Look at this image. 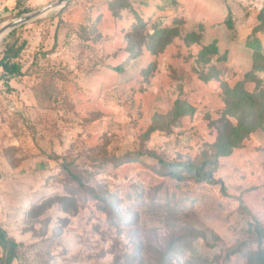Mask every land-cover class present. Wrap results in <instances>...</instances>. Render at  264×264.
I'll use <instances>...</instances> for the list:
<instances>
[{
  "label": "rangeland",
  "instance_id": "rangeland-1",
  "mask_svg": "<svg viewBox=\"0 0 264 264\" xmlns=\"http://www.w3.org/2000/svg\"><path fill=\"white\" fill-rule=\"evenodd\" d=\"M58 1L0 0V29ZM263 8L71 0L0 42V53L20 49L23 73L0 70V228L17 244L12 264L257 263L264 69L250 76L248 43L260 41L263 64ZM226 90L261 93L263 108H230ZM159 160L207 164L175 180Z\"/></svg>",
  "mask_w": 264,
  "mask_h": 264
},
{
  "label": "trees",
  "instance_id": "trees-1",
  "mask_svg": "<svg viewBox=\"0 0 264 264\" xmlns=\"http://www.w3.org/2000/svg\"><path fill=\"white\" fill-rule=\"evenodd\" d=\"M260 26L259 29L264 31V8L263 11L260 14ZM227 26L229 29L232 28V23L230 20L227 22ZM258 29L254 30V33H256ZM12 33V34H11ZM9 36L13 35L14 32H11ZM256 43L251 44V41L248 43L250 47H254L256 49V54L253 53L252 57V67L250 71V76L254 75L255 72L261 71L264 69V63L260 64L259 57L261 48L260 41L256 38H254L252 41ZM55 45V43H54ZM20 54V49L15 48L14 45L7 46L3 52L0 53V70L3 72V75L6 76L8 79L20 77L23 75L22 68L19 62H17V59ZM116 70L121 71V68L118 67ZM226 100L225 102L230 105V108L233 107L235 109L243 108L247 110V113L249 115H256V111L258 108H263V95L261 93H249L246 91H230L226 90ZM154 127H150L146 134H150L152 131H154ZM159 164L161 166V169L163 171V175L170 176L171 178L179 179L178 176V170H184L192 175H198L203 169L204 166L207 164H203L201 166H196L189 162H178V163H165L163 160H159ZM66 168V167H65ZM68 168V167H67ZM69 171V169H67ZM210 172L205 173V177L207 179L211 178ZM71 178L77 181L79 185H81V182L79 181L77 176L71 175ZM261 233V236L263 238L258 242L259 244L262 242L264 246V232ZM179 241V240H178ZM172 245L178 244V242H171ZM0 248L3 250V255L0 257V264H12V261L17 258V244L9 239L5 232L0 228ZM172 246H169L162 252L161 260L164 262L165 256H167L169 253H171ZM166 253V254H165ZM254 258V261H256V264H262L264 261V252L262 250H258L254 255L252 256V260Z\"/></svg>",
  "mask_w": 264,
  "mask_h": 264
},
{
  "label": "water",
  "instance_id": "water-1",
  "mask_svg": "<svg viewBox=\"0 0 264 264\" xmlns=\"http://www.w3.org/2000/svg\"><path fill=\"white\" fill-rule=\"evenodd\" d=\"M71 0H60L57 3L50 5L40 11H37L33 14L27 15V16H23L20 17L14 21H11L10 23L4 25L1 29H0V42L7 36L9 35L13 30H15L16 28L20 27L21 25H23L24 23L34 19L35 17H37L38 15H40L41 13H44L46 11H48L49 9L55 8V7H63L65 3L69 2Z\"/></svg>",
  "mask_w": 264,
  "mask_h": 264
}]
</instances>
